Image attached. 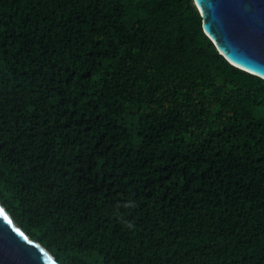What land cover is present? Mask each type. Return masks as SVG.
<instances>
[{
    "label": "trees",
    "instance_id": "trees-1",
    "mask_svg": "<svg viewBox=\"0 0 264 264\" xmlns=\"http://www.w3.org/2000/svg\"><path fill=\"white\" fill-rule=\"evenodd\" d=\"M0 204L60 264H264V80L193 0H0Z\"/></svg>",
    "mask_w": 264,
    "mask_h": 264
},
{
    "label": "water",
    "instance_id": "water-1",
    "mask_svg": "<svg viewBox=\"0 0 264 264\" xmlns=\"http://www.w3.org/2000/svg\"><path fill=\"white\" fill-rule=\"evenodd\" d=\"M204 34L231 65L264 80V0H193ZM0 264H60L0 204Z\"/></svg>",
    "mask_w": 264,
    "mask_h": 264
}]
</instances>
